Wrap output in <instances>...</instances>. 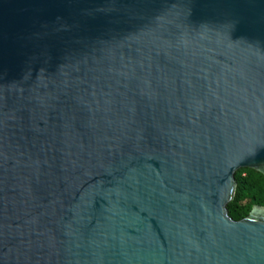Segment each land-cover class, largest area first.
Returning <instances> with one entry per match:
<instances>
[{
    "label": "water",
    "instance_id": "water-1",
    "mask_svg": "<svg viewBox=\"0 0 264 264\" xmlns=\"http://www.w3.org/2000/svg\"><path fill=\"white\" fill-rule=\"evenodd\" d=\"M264 0H0V264H264Z\"/></svg>",
    "mask_w": 264,
    "mask_h": 264
},
{
    "label": "trees",
    "instance_id": "trees-1",
    "mask_svg": "<svg viewBox=\"0 0 264 264\" xmlns=\"http://www.w3.org/2000/svg\"><path fill=\"white\" fill-rule=\"evenodd\" d=\"M236 189L233 199L227 204V213L234 221L247 217L256 205L264 207V174L250 168L235 172Z\"/></svg>",
    "mask_w": 264,
    "mask_h": 264
}]
</instances>
